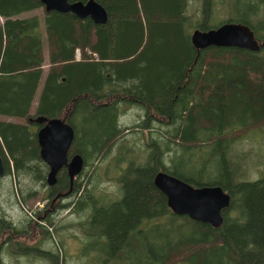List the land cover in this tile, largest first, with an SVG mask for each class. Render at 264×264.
<instances>
[{"label": "trees", "instance_id": "trees-1", "mask_svg": "<svg viewBox=\"0 0 264 264\" xmlns=\"http://www.w3.org/2000/svg\"><path fill=\"white\" fill-rule=\"evenodd\" d=\"M78 1L88 0H68ZM94 1L107 12L105 25L46 12L40 0H0V156L2 177L23 186L11 191L15 204L40 197L51 207L71 188L57 201L77 200L57 202L54 209L86 213L77 225L84 233L80 264H264V174L240 181L227 158L238 140L264 127V0ZM40 8L43 30L36 16L18 18ZM221 8L230 15L212 26ZM225 23L246 25L262 46L256 52L193 47L194 30ZM43 74L34 117L65 118L73 128L69 156L79 154L84 170L71 186L64 170L53 187L47 185L39 127L28 121ZM131 108L142 114L121 125ZM115 149L118 193H98L100 165ZM158 172L193 187H220L230 196L221 227L172 214L153 185ZM46 213H34L39 222L24 221L44 241L57 233ZM11 231L24 242L25 234L0 210L4 244ZM20 248L22 256L66 264L64 250Z\"/></svg>", "mask_w": 264, "mask_h": 264}, {"label": "water", "instance_id": "water-1", "mask_svg": "<svg viewBox=\"0 0 264 264\" xmlns=\"http://www.w3.org/2000/svg\"><path fill=\"white\" fill-rule=\"evenodd\" d=\"M46 12L70 13L80 20L90 19L95 25H105L108 15L105 9L94 0L69 3L68 0H40ZM190 41L197 50L209 47L236 48L256 52L259 42L249 27L237 23H225L207 31L194 30ZM39 128L36 133L40 159L48 167L46 183L53 187L58 174L64 170L70 185L84 168V160L79 154L69 156L74 141V130L65 118L37 116L29 118ZM5 173V165L0 156V177ZM153 185L165 196L166 204L172 214L186 216L188 219L210 225L214 229L223 223L222 212L230 206V196L220 187H193L186 182L158 172ZM71 188L57 198L66 197Z\"/></svg>", "mask_w": 264, "mask_h": 264}, {"label": "rangeland", "instance_id": "rangeland-1", "mask_svg": "<svg viewBox=\"0 0 264 264\" xmlns=\"http://www.w3.org/2000/svg\"><path fill=\"white\" fill-rule=\"evenodd\" d=\"M44 10L37 9L31 12L24 13L20 15L18 18H29L36 16L40 22V27L43 30V20H44ZM227 15L229 16V12L224 9H219V17L217 16L214 21H211V25H218L222 20H224ZM2 19H0V23ZM89 54V52H87ZM75 59H80L79 51L75 53ZM44 70L48 69L47 60L44 63ZM44 84V74L40 80L37 92L33 99L31 105L30 116L34 117V113L38 106V100L40 98L41 90ZM142 114L137 108H131L121 115V125H131L138 115ZM8 122H17L21 124H25L26 121L24 119L19 118H5ZM75 124L80 125V119H77ZM129 135V134H128ZM131 139V138H128ZM118 154L115 152L113 156H111L108 160L105 161L103 165H100L101 172V183L97 187L98 193L105 192L106 195H115L118 193L119 186L117 184V180L120 177V174L113 170V165H111L112 160ZM227 158L233 163V167L238 169V180L240 181H255L264 174V127L261 130H253L249 134L245 135L242 139L238 140L232 147L229 149V153L227 152ZM111 165L109 169H106V165ZM233 168V169H234ZM84 170V169H83ZM108 170V171H106ZM88 170L87 172H89ZM210 178H215L214 173L210 172L207 174ZM75 181L80 182V175L75 178ZM92 183V182H91ZM95 184H91L92 187ZM20 188H23L13 177H2L0 178V210L4 211L6 219L11 221L17 232L22 231L21 235L25 234L24 242L23 239L15 238L10 241V243L2 245V252L0 254V264H50L49 260H44L41 258H37L35 256H22L20 253V247H33L34 244L38 245L42 251L49 250L52 253H55L58 250L63 254V250L66 253L67 259L66 264H77L82 263L84 258L80 256V248L82 243L84 242V233L77 226L79 223L84 221L86 217V213L76 214L72 212V207L69 209H54L56 203L58 202L55 199L54 206H48L47 201H43L40 197L36 199H29L26 201L24 205H16L15 199L11 194L20 191ZM28 187H32L29 186ZM11 195H10V194ZM97 194V192H96ZM78 195L76 197L70 196V198H66L60 200L58 204H65L70 201H76ZM20 201V200H19ZM51 202V200H49ZM39 211H46L50 221L54 223V226L57 228V233L53 232V235L47 240H43V236L41 233L36 231L28 230L25 228L24 221H29L30 219L37 220L34 213ZM39 218H43L41 215ZM41 224H44L41 222ZM11 231L9 234H5L4 237H8V235H12ZM26 232V233H24ZM40 241V242H39ZM60 242L63 243V249L60 248ZM59 247V249H58Z\"/></svg>", "mask_w": 264, "mask_h": 264}, {"label": "flooded vegetation", "instance_id": "flooded-vegetation-1", "mask_svg": "<svg viewBox=\"0 0 264 264\" xmlns=\"http://www.w3.org/2000/svg\"><path fill=\"white\" fill-rule=\"evenodd\" d=\"M69 183H70V182H69ZM70 186H71V185H70ZM63 194H64V193H62V194L59 193V195H63ZM57 196H58V195L55 196L56 200L58 199ZM61 197H63V196H61ZM61 199L63 200L64 198H61ZM13 233H16V231L13 232ZM15 238H17V236H16V235H15V236L12 235V236L10 237V240L12 241V240H14ZM4 241H5V240H4ZM4 241L0 240V254H1V252H2V245L4 244Z\"/></svg>", "mask_w": 264, "mask_h": 264}]
</instances>
